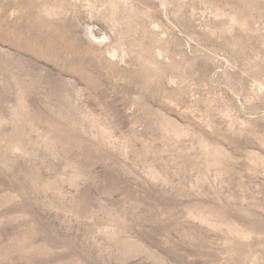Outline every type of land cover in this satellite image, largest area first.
<instances>
[{
    "label": "rangeland",
    "instance_id": "1",
    "mask_svg": "<svg viewBox=\"0 0 264 264\" xmlns=\"http://www.w3.org/2000/svg\"><path fill=\"white\" fill-rule=\"evenodd\" d=\"M0 264H264V0H0Z\"/></svg>",
    "mask_w": 264,
    "mask_h": 264
}]
</instances>
